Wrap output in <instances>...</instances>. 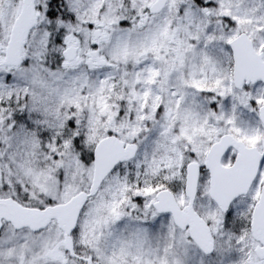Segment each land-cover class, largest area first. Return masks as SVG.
I'll return each mask as SVG.
<instances>
[{
    "label": "snow or ice",
    "instance_id": "1",
    "mask_svg": "<svg viewBox=\"0 0 264 264\" xmlns=\"http://www.w3.org/2000/svg\"><path fill=\"white\" fill-rule=\"evenodd\" d=\"M0 264H264V0H0Z\"/></svg>",
    "mask_w": 264,
    "mask_h": 264
}]
</instances>
